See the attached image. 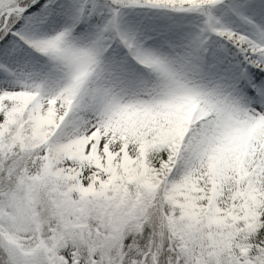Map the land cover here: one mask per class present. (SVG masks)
<instances>
[{"label": "snow or ice", "instance_id": "snow-or-ice-1", "mask_svg": "<svg viewBox=\"0 0 264 264\" xmlns=\"http://www.w3.org/2000/svg\"><path fill=\"white\" fill-rule=\"evenodd\" d=\"M0 264H264V0H0Z\"/></svg>", "mask_w": 264, "mask_h": 264}]
</instances>
